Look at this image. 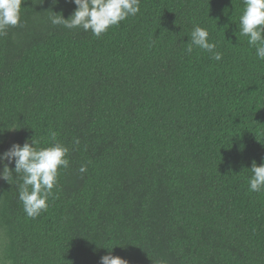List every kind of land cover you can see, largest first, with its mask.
<instances>
[{"label": "trees", "instance_id": "obj_1", "mask_svg": "<svg viewBox=\"0 0 264 264\" xmlns=\"http://www.w3.org/2000/svg\"><path fill=\"white\" fill-rule=\"evenodd\" d=\"M76 7L23 0L0 36V153L52 132L70 150L35 219L22 181L1 179L0 263L100 264L113 246L129 264H264V190L248 185L264 60L240 31L243 0H140L100 37L50 23ZM197 25L220 61L186 51Z\"/></svg>", "mask_w": 264, "mask_h": 264}, {"label": "clouds", "instance_id": "obj_2", "mask_svg": "<svg viewBox=\"0 0 264 264\" xmlns=\"http://www.w3.org/2000/svg\"><path fill=\"white\" fill-rule=\"evenodd\" d=\"M53 2L58 3V0ZM22 3L23 0H0V36L6 35L9 27L21 24ZM73 3L77 7L67 19L62 13L52 12L50 23L53 26L62 25L66 29L91 31L96 37L140 12V0H73ZM243 3L240 31L248 37V44L256 48V56L264 60V0H243ZM193 46L208 52L216 61L222 59L217 43L209 41V31L206 28L197 25L191 31L186 51L191 53ZM51 136L54 142L48 147H40V141L32 137L23 145L14 143L0 153V164L3 165L0 178L10 184L13 179L22 181L18 185V199L26 215L33 219L47 210L49 197L53 195V189L58 183L59 172L70 164L69 148L56 141L55 132ZM75 142L79 143L78 139ZM13 160L14 169L9 167ZM250 170L252 175L248 181L249 190L259 193L264 190V162L257 165L253 161ZM79 171L86 173L87 166L82 164ZM112 247H107L109 252L100 258V264H129L127 259L112 255Z\"/></svg>", "mask_w": 264, "mask_h": 264}, {"label": "rangeland", "instance_id": "obj_3", "mask_svg": "<svg viewBox=\"0 0 264 264\" xmlns=\"http://www.w3.org/2000/svg\"><path fill=\"white\" fill-rule=\"evenodd\" d=\"M0 171H2V169H1V168H0ZM1 179H2V178H0V183H1ZM0 264H1V263H0Z\"/></svg>", "mask_w": 264, "mask_h": 264}]
</instances>
